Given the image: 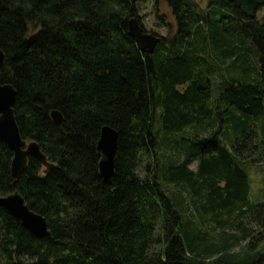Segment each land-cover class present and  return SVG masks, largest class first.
Wrapping results in <instances>:
<instances>
[{"label":"trees","instance_id":"trees-1","mask_svg":"<svg viewBox=\"0 0 264 264\" xmlns=\"http://www.w3.org/2000/svg\"><path fill=\"white\" fill-rule=\"evenodd\" d=\"M148 1L0 0V84L17 90L22 137L58 166L29 158L14 181L0 138V198L18 191L51 233L0 206V264H264V203L244 166L264 164V17L156 0L177 27L150 55L128 32ZM105 126L119 133L109 183ZM243 220L261 241L234 252L242 237L228 231Z\"/></svg>","mask_w":264,"mask_h":264},{"label":"water","instance_id":"water-1","mask_svg":"<svg viewBox=\"0 0 264 264\" xmlns=\"http://www.w3.org/2000/svg\"><path fill=\"white\" fill-rule=\"evenodd\" d=\"M236 8L251 19L257 17L259 0H227ZM129 35L135 39L139 49L143 53L154 54L162 38L147 32L142 26L139 17H132L128 22ZM5 54L0 49V64H3ZM17 100V90L11 84H0V138L7 144L13 152L11 165V177L18 181L28 166L29 158H34L44 168V173L57 169L58 166L49 161L43 153L41 146L36 141L27 143L22 137L20 127L15 115V104ZM55 124L63 123V115L54 110L51 113ZM119 133L110 126L103 127L97 145V152L100 156L99 172L104 182L109 183L115 175L116 152L118 146ZM0 206L11 216L19 220L23 227L37 238L50 237L47 219L31 210L23 196L15 191L0 198Z\"/></svg>","mask_w":264,"mask_h":264},{"label":"rangeland","instance_id":"rangeland-1","mask_svg":"<svg viewBox=\"0 0 264 264\" xmlns=\"http://www.w3.org/2000/svg\"><path fill=\"white\" fill-rule=\"evenodd\" d=\"M194 1L203 9L207 8L209 2V0ZM138 17L144 29L149 33H153L161 38H171L176 34L177 26L172 14V9L163 1L157 3L156 0H149L141 6V11L138 14ZM263 17L264 9L257 13V18L262 19ZM255 124L259 125L260 121H255ZM27 143H29V141H27ZM244 166L245 168L247 167L250 180L251 199L256 203H264V164L247 161ZM190 168L195 171L197 169V163H191ZM194 211V207H190L189 213H193ZM241 224L240 227L234 226L229 228L228 231L229 234H238L242 237L240 244L234 247V252L249 249L250 246H256L257 243L259 244V241H261L258 233L262 231V229L257 223L243 220L241 221Z\"/></svg>","mask_w":264,"mask_h":264},{"label":"flooded vegetation","instance_id":"flooded-vegetation-1","mask_svg":"<svg viewBox=\"0 0 264 264\" xmlns=\"http://www.w3.org/2000/svg\"><path fill=\"white\" fill-rule=\"evenodd\" d=\"M31 158V157H30Z\"/></svg>","mask_w":264,"mask_h":264}]
</instances>
